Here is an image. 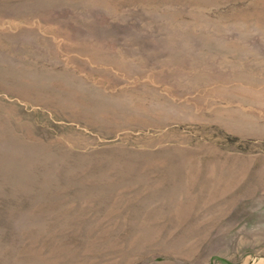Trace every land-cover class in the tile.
Wrapping results in <instances>:
<instances>
[{
    "label": "rangeland",
    "instance_id": "374dc122",
    "mask_svg": "<svg viewBox=\"0 0 264 264\" xmlns=\"http://www.w3.org/2000/svg\"><path fill=\"white\" fill-rule=\"evenodd\" d=\"M264 264V0H0V264Z\"/></svg>",
    "mask_w": 264,
    "mask_h": 264
},
{
    "label": "bare ground",
    "instance_id": "6f19581e",
    "mask_svg": "<svg viewBox=\"0 0 264 264\" xmlns=\"http://www.w3.org/2000/svg\"><path fill=\"white\" fill-rule=\"evenodd\" d=\"M258 264H260V263H258Z\"/></svg>",
    "mask_w": 264,
    "mask_h": 264
}]
</instances>
